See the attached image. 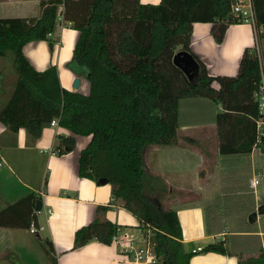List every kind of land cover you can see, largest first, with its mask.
Segmentation results:
<instances>
[{
    "label": "trees",
    "instance_id": "16d2710c",
    "mask_svg": "<svg viewBox=\"0 0 264 264\" xmlns=\"http://www.w3.org/2000/svg\"><path fill=\"white\" fill-rule=\"evenodd\" d=\"M251 1L258 30L264 26V0ZM231 2L41 0L38 17L0 18V57L12 52L17 71L13 89L0 107V122L13 134L25 128L34 139L57 118L61 127L90 136L78 157V174L111 185L112 202L98 205L93 220L74 231L73 249L93 239L111 243L120 226L104 215L119 199L139 220L142 231L146 226L151 228L159 264H189L194 252L183 247L176 210L160 208L149 195L155 190L151 179L158 184V178L147 172L144 152L152 145L177 143V131L185 120L179 102L194 97L221 106L214 116L218 154L232 158L227 174L221 177L222 188L213 211L206 218L210 233L228 236L206 244L202 250L228 254L258 251L264 246V236L252 228L256 202L247 191L250 154L257 138L256 121L260 119L255 93L262 78L261 62L254 47L245 48L235 75L212 76L190 50L194 22L211 23L216 42L223 40L229 24L239 23L230 14ZM64 22L78 31L67 65L89 81L86 95L63 89L55 66L35 70L22 51L23 45L33 40L53 44ZM258 36L259 41L264 38L262 33ZM179 50L189 52L199 65L189 77L172 61ZM262 53L264 63V50ZM65 139L68 148L55 144L57 154L73 148V139ZM260 139L263 145L264 124ZM36 200V194L30 193L1 209L0 226L27 228L35 219ZM223 217L225 221L240 220L237 229L229 230L228 223L227 227L222 225ZM47 252L51 264H57L50 250ZM263 263L264 255L260 254L247 264Z\"/></svg>",
    "mask_w": 264,
    "mask_h": 264
},
{
    "label": "crops",
    "instance_id": "0c3cea01",
    "mask_svg": "<svg viewBox=\"0 0 264 264\" xmlns=\"http://www.w3.org/2000/svg\"><path fill=\"white\" fill-rule=\"evenodd\" d=\"M40 1L0 0V18L38 17L41 13ZM139 1L157 3V0ZM211 27L209 22L193 23L190 50L205 64L207 72L212 76L235 75L245 48H253L259 44L264 50V38L259 41L255 28L250 24H229L221 42L215 41ZM77 38L78 31L64 22L59 27L57 41L53 44L47 40H33L24 44L22 51L35 70L42 71L55 66L63 89L86 95L89 93V81L84 75L74 73L67 65ZM5 64L0 59V107L11 93L10 89L4 88ZM76 78L78 84L74 86ZM214 86H217L216 83ZM179 110L185 120L177 131V143L168 147L156 146V153H159L161 162L158 161L155 170L160 174L154 173L163 179L168 187L189 194L191 200H177L175 207L171 208L177 212L183 247L185 251L193 252L197 247L203 249L206 244L222 239L219 237L222 233H210L206 224V207L214 204L222 183L218 177L220 183H217L215 188L219 191L209 195V190L213 188L212 177L217 175L216 171L206 177L207 173L205 178L201 179L197 172L198 164L193 161H182V165L188 166L183 170H178L176 161H171L172 165L166 167L168 162L164 160V149L176 147L188 150L210 138L207 136L209 132L211 138L216 139V157L220 156L214 116L221 111V106L206 98L194 97L181 99ZM181 131V139L187 142L184 146H180L178 142L181 140ZM60 136L63 140L58 138ZM68 137L73 139V148L57 154L54 145L67 149L68 141L65 138ZM89 140L90 136L74 134L60 125L44 127L37 138L30 139L25 128H20L13 134L0 122V210L34 193L37 199L41 200L42 212L37 216V221L41 224L40 218L44 216L46 222L43 230L46 235L43 240L39 234H31L28 228L23 226H0V264H51L47 250H50L57 264H159L133 261L132 255L126 256L124 248L114 242L105 244L93 239L81 247L72 248L74 231L93 220L98 205H108L112 202L109 183L98 184L78 174V157ZM261 151L264 154V150ZM262 154L252 149L251 175L256 172L254 158ZM190 172L193 178L186 176ZM262 172L264 174L263 168ZM258 194L255 202L259 210L264 207V186ZM122 204L121 200H115L104 217L120 226L118 235L125 242L133 240L131 244L134 247L141 246L139 220ZM46 208L51 209L48 216L44 214ZM33 209L35 211V207ZM260 216L264 217V210H261L258 217ZM260 219L258 218L259 222ZM22 221L25 222L24 219ZM262 226H258V234L261 237L264 236ZM31 235L39 237V245H36ZM206 239L212 241L204 243ZM194 254L189 264H247L250 258L264 255V246L258 251H232L222 254L201 250L195 251Z\"/></svg>",
    "mask_w": 264,
    "mask_h": 264
},
{
    "label": "rangeland",
    "instance_id": "374dc122",
    "mask_svg": "<svg viewBox=\"0 0 264 264\" xmlns=\"http://www.w3.org/2000/svg\"><path fill=\"white\" fill-rule=\"evenodd\" d=\"M0 59H2L6 64H5V80H4V88L5 90L10 89L12 91L13 86H14V82L16 80L17 77V71H16V66H15V62H14V57H13V53L12 52H7L6 55L1 56ZM182 131L180 132V137L179 139H181L182 136ZM192 134L193 131H191ZM207 136H209L210 138H207L206 140L204 139H200V140H204L202 141L201 145L198 144V146H192L190 147L188 150L183 148H176V147H172V148H166L164 149L165 152V156L164 160H166L168 163H166V167L171 166L172 164H170L171 161H176V166L178 168V170H183L184 168H187L188 166H184L182 165V161L185 163H188L190 161L195 162L197 165V172H198V176L199 178L203 179V177L205 178V175L207 174L206 177L209 176V173H213L214 171H216L217 175L212 177V181L213 182V188L211 190H209L208 194L211 195L213 193H215L218 189L215 188V186H217V183H220V181L218 180V177H221L222 175H226L228 170H229V166L232 163V158H227V157H222V156H218L216 157V148H217V144H216V139L215 138H211V135L209 132H207ZM180 146H184L185 143L187 144L186 141H183L182 139L178 141ZM218 143V141H217ZM168 147V146H167ZM256 151L258 152V154H262L263 152L260 149H256ZM159 154V153H158ZM156 153V146L152 145L149 148H147V150L144 152V161H145V167L147 169V172L149 174H151V176H156L154 172H156V164L158 163V161H160V156ZM257 157V156H256ZM255 159V169L260 170L261 172V177L259 180V185L257 186L256 190L254 191L253 189H251L249 187V189H247V191H250V193H248V195H250L252 197V199H255V197L257 198V195H259L258 193L261 192V189H263L264 186V174L262 172V168L264 169V154L260 155L259 157ZM158 158V159H157ZM161 162V161H160ZM258 168V169H257ZM156 174H160L158 173V171L156 172ZM252 174V172H251ZM187 177L193 178V175L190 174L186 175ZM252 176V175H251ZM250 176V177H251ZM158 178V184H156V181L153 179H151V183L154 184L155 190H150V196L151 198L158 204V206L160 208H171V207H175V201L177 200H185L184 202L191 200L189 197V194L187 195L186 192H182V191H178L177 189L174 188H170L168 187L165 182L163 181V179H161L159 176H156ZM189 178V179H190ZM204 181V180H201ZM164 187H166L165 191H164ZM169 188V189H168ZM154 189V188H153ZM163 191L165 193H163ZM219 191V190H218ZM221 192V190L219 191ZM154 193V194H151ZM213 202V200L211 201ZM207 212H211L213 211V204L211 205H207ZM261 210H264V207L258 210V206L255 208L256 211V215H255V223L252 225V228L254 230H258L259 229V220L258 218H261L260 220H262L263 225H264V217H258L260 215ZM213 215L210 214V217H212ZM228 219V218H227ZM40 222L41 224L45 227L46 226V222H45V217L42 216L40 218ZM238 222H240V220H227L225 221L224 217L222 218L221 224L227 227L226 223H228V229L229 230H235L238 227ZM213 224V223H212ZM246 226V225H245ZM262 226V225H261ZM263 227V226H262ZM226 228V229H227ZM46 235V231H42L39 233L40 238L43 240L44 237ZM32 238L35 240L36 245H39L38 240L39 237L38 236H33L31 235ZM225 233L222 232V235H220V238H224ZM212 241V239H206L204 243L210 242ZM187 248L189 246H186ZM203 253V252H202ZM195 256V254H193ZM245 257V256H244Z\"/></svg>",
    "mask_w": 264,
    "mask_h": 264
},
{
    "label": "built area",
    "instance_id": "2783aa9c",
    "mask_svg": "<svg viewBox=\"0 0 264 264\" xmlns=\"http://www.w3.org/2000/svg\"><path fill=\"white\" fill-rule=\"evenodd\" d=\"M230 14L231 16L239 23H246L250 24L255 28V12L253 8V4L251 0H232L230 5ZM255 32L257 34L262 33L264 34V26H260L258 30L255 29ZM264 41V40H263ZM257 57L261 62V82L259 85V90L257 93H255L257 102H258V109L260 114V119L256 121L257 125V138L255 143L253 144L252 149H260L264 150V144L261 145V139L260 136L262 135V126L264 124V63H263V53L262 49L257 44V46L254 47ZM51 126H57L58 125V119L54 118L50 121ZM261 177V172L256 171L248 180V185L251 189L254 191L256 190L257 186L259 185V180ZM42 210H35V219H32L29 223L28 231L31 234H39L44 230V226L42 224H39L37 221V216L41 214ZM45 216H48L51 214V209L46 208L44 210ZM119 229H117L116 233L111 237V242H114L118 244L119 246H122L124 248V251L126 253V256L128 254L132 255L133 261H140V262H148V263H159L161 260L159 257L156 256L155 253V243L151 240L152 231L149 226H146V230H141V246L134 247L131 243L133 240H130L129 242H125L123 238H120L118 235ZM201 247H197L193 250L195 251H201ZM129 257V256H128ZM127 257V258H128ZM264 264V263H263Z\"/></svg>",
    "mask_w": 264,
    "mask_h": 264
},
{
    "label": "water",
    "instance_id": "95a60500",
    "mask_svg": "<svg viewBox=\"0 0 264 264\" xmlns=\"http://www.w3.org/2000/svg\"><path fill=\"white\" fill-rule=\"evenodd\" d=\"M173 63L179 67L186 76H190L192 73H196L199 69V65L197 61L194 59V57L185 50H179L177 51L172 59ZM78 79L76 78L74 81V86H77ZM104 182V180H101ZM41 209V200H36V206L35 210Z\"/></svg>",
    "mask_w": 264,
    "mask_h": 264
},
{
    "label": "clouds",
    "instance_id": "9594fccd",
    "mask_svg": "<svg viewBox=\"0 0 264 264\" xmlns=\"http://www.w3.org/2000/svg\"><path fill=\"white\" fill-rule=\"evenodd\" d=\"M159 2V0H157V3Z\"/></svg>",
    "mask_w": 264,
    "mask_h": 264
}]
</instances>
